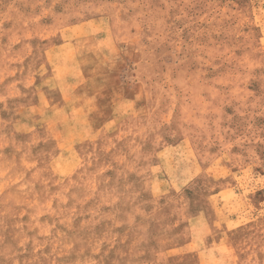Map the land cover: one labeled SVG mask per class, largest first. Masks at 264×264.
<instances>
[{"label":"rangeland","instance_id":"rangeland-1","mask_svg":"<svg viewBox=\"0 0 264 264\" xmlns=\"http://www.w3.org/2000/svg\"><path fill=\"white\" fill-rule=\"evenodd\" d=\"M0 264H264V0H0Z\"/></svg>","mask_w":264,"mask_h":264}]
</instances>
